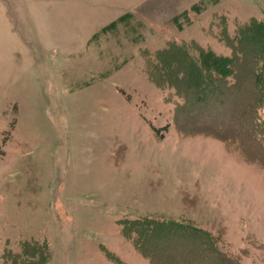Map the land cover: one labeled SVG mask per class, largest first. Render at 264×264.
Masks as SVG:
<instances>
[{"label": "rangeland", "instance_id": "obj_1", "mask_svg": "<svg viewBox=\"0 0 264 264\" xmlns=\"http://www.w3.org/2000/svg\"><path fill=\"white\" fill-rule=\"evenodd\" d=\"M263 30L264 0H0V264H152L145 218L264 264V170L174 117L186 63Z\"/></svg>", "mask_w": 264, "mask_h": 264}, {"label": "trees", "instance_id": "obj_2", "mask_svg": "<svg viewBox=\"0 0 264 264\" xmlns=\"http://www.w3.org/2000/svg\"><path fill=\"white\" fill-rule=\"evenodd\" d=\"M257 34L261 35L259 45L242 52L245 57L235 59L205 50L198 54L199 64L185 62V72L174 77V85L180 84L185 99L174 117L183 131L202 132L226 144L235 142L245 160L264 170V119L259 114L264 100V30ZM255 59L262 61L256 63ZM201 65L210 72L200 73ZM144 220L130 221L128 235L125 225L123 232L152 264H237L218 251L209 233L189 226L173 228L170 221ZM166 236L177 238L176 244L162 245Z\"/></svg>", "mask_w": 264, "mask_h": 264}]
</instances>
